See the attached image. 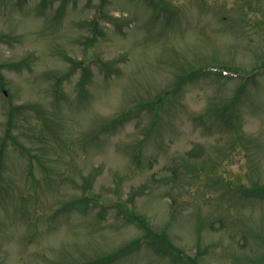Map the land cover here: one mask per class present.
<instances>
[{"label": "rangeland", "instance_id": "1", "mask_svg": "<svg viewBox=\"0 0 264 264\" xmlns=\"http://www.w3.org/2000/svg\"><path fill=\"white\" fill-rule=\"evenodd\" d=\"M263 67L264 0H0V264H264Z\"/></svg>", "mask_w": 264, "mask_h": 264}, {"label": "trees", "instance_id": "2", "mask_svg": "<svg viewBox=\"0 0 264 264\" xmlns=\"http://www.w3.org/2000/svg\"><path fill=\"white\" fill-rule=\"evenodd\" d=\"M199 72V71H198ZM198 72L197 73H195V74H190V75H194V76H196V75H198ZM86 75H87V73H86ZM86 75H84V78H85V76ZM252 76H255V74H251V75H249L248 77H252ZM88 78V77H87ZM84 82V80H82V83ZM241 88H243V87H241ZM152 105L153 106H155L153 103H152ZM15 108H18V107H12V109H11V112H10V118H11V120H9V122H8V125H7V127H9V126H11L12 124L11 123H13L14 122V119H13V110L15 109ZM8 131H9V129H8ZM9 138H13V134L12 135H10L9 136ZM16 141V140H15ZM4 145H5V143H4ZM257 191L260 193V194H263L264 193V186H258L257 188ZM84 198V204H86L87 203V198H85V197H83ZM78 203V202H77ZM79 204V203H78ZM126 218H127V220H131V221H135V222H137V223H139L140 225H143L144 226V228L145 227H148L149 228V224L147 223V220L146 219H144V216H139V214H134V215H126ZM141 241V238H137L136 240H134V243H138V242H140ZM166 244V243H165ZM168 248L169 247H172V248H174V249H176L177 250V248L176 247H174V246H172V245H169V246H167ZM179 252H180V250H179ZM191 260V259H190ZM191 262H192V260H191Z\"/></svg>", "mask_w": 264, "mask_h": 264}]
</instances>
